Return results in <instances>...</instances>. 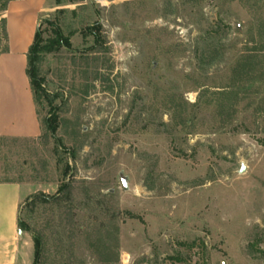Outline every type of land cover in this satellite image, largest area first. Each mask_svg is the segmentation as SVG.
Wrapping results in <instances>:
<instances>
[{"label":"rangeland","instance_id":"rangeland-1","mask_svg":"<svg viewBox=\"0 0 264 264\" xmlns=\"http://www.w3.org/2000/svg\"><path fill=\"white\" fill-rule=\"evenodd\" d=\"M58 4L44 37L72 46L40 70L64 149L48 104L38 135L0 134L40 264H264V0Z\"/></svg>","mask_w":264,"mask_h":264},{"label":"crops","instance_id":"crops-1","mask_svg":"<svg viewBox=\"0 0 264 264\" xmlns=\"http://www.w3.org/2000/svg\"><path fill=\"white\" fill-rule=\"evenodd\" d=\"M48 0H11L0 18L6 20L8 50L0 54V134L35 136L40 132L27 53L42 15L56 10ZM30 195L22 183H0V264H33V239L18 224L20 206Z\"/></svg>","mask_w":264,"mask_h":264},{"label":"trees","instance_id":"trees-1","mask_svg":"<svg viewBox=\"0 0 264 264\" xmlns=\"http://www.w3.org/2000/svg\"><path fill=\"white\" fill-rule=\"evenodd\" d=\"M11 0H2V4L0 7V11H5L7 9V5ZM1 25L3 27L4 36L8 40V35L6 31V20L4 17L0 18ZM46 22L51 26L53 36L49 38L44 37V30L42 29V25L38 27L34 41L29 48L27 53V68L26 73L30 80L31 90L34 97V102L38 106H42L48 104L50 106L49 115L43 120L44 125L46 128L51 132L52 136L55 138L58 145L62 146L64 149V145L61 139L56 137L57 130L59 128V115L57 114L56 107L53 105V98L50 96V93L46 87V78L41 75L40 65L45 56V54L53 53L55 51L60 50L62 47L70 48L72 46L70 36L64 34L62 28L59 25H56L50 19H47ZM92 27H88V30H92ZM95 36V41H101V35L99 32L93 33ZM8 50V45H6L5 49L2 52ZM1 52V53H2ZM71 156H74L71 153ZM71 171V167L69 163H66L64 175H69ZM2 182H17L11 179H5ZM19 183V182H17ZM70 185L65 182L62 183L59 187V192H63L67 194L69 192ZM32 197L28 196L27 200H30ZM132 217L133 214H130ZM18 224L22 231L31 232V227L29 223H27L24 219L21 218V214L19 213L18 217ZM33 233V232H32ZM32 239L34 242V262L33 264H40L42 255L44 253V242L43 236L39 233H33Z\"/></svg>","mask_w":264,"mask_h":264},{"label":"water","instance_id":"water-1","mask_svg":"<svg viewBox=\"0 0 264 264\" xmlns=\"http://www.w3.org/2000/svg\"><path fill=\"white\" fill-rule=\"evenodd\" d=\"M245 169H246V167H245L244 165H242L241 168H240V172H244ZM122 182H123L124 188H125V189H128V185H127V181H126V179H123Z\"/></svg>","mask_w":264,"mask_h":264}]
</instances>
